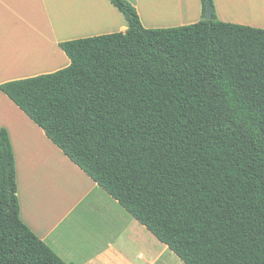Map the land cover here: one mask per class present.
<instances>
[{"label":"trees","instance_id":"obj_1","mask_svg":"<svg viewBox=\"0 0 264 264\" xmlns=\"http://www.w3.org/2000/svg\"><path fill=\"white\" fill-rule=\"evenodd\" d=\"M66 41L69 65L0 85L183 264H264V30L201 19ZM0 129V264H65L20 220Z\"/></svg>","mask_w":264,"mask_h":264},{"label":"crops","instance_id":"obj_2","mask_svg":"<svg viewBox=\"0 0 264 264\" xmlns=\"http://www.w3.org/2000/svg\"><path fill=\"white\" fill-rule=\"evenodd\" d=\"M126 1L145 29L201 19L200 0H192V7L189 0H179L173 21L168 15L152 17L140 0ZM212 2L218 21L264 30V0ZM95 3L106 15L103 25H110L103 34L78 33L79 5L84 9L89 0H0V85L66 68L62 42L127 30L108 1L91 0L92 10ZM2 128L14 158L19 218L65 264H157L170 253L0 92ZM149 245H159L160 252L149 251Z\"/></svg>","mask_w":264,"mask_h":264},{"label":"rangeland","instance_id":"obj_3","mask_svg":"<svg viewBox=\"0 0 264 264\" xmlns=\"http://www.w3.org/2000/svg\"><path fill=\"white\" fill-rule=\"evenodd\" d=\"M142 4H144L146 7H148L150 10V13H152V17L162 15H168L167 21H173L174 18L178 15V6H179V0H140ZM97 2V1H96ZM192 0H189V5L191 4L192 7ZM90 5L88 7H85L84 9L80 8L79 5V25L78 30L79 34H88V33H98L103 34L104 29H107L110 27V25H103L101 22V15H96L97 18L94 21H90V18L96 13V10L98 12H102L104 14V17L106 16L104 11H102L101 7H99L98 3H95L93 5V10L91 7V0H89ZM152 7V8H151ZM98 14V13H96ZM160 246L159 245H149L148 250H152L153 253L158 254L160 252ZM157 264H183L180 262L176 256H174L171 252L169 254L164 255L162 258H160L159 262Z\"/></svg>","mask_w":264,"mask_h":264},{"label":"water","instance_id":"obj_4","mask_svg":"<svg viewBox=\"0 0 264 264\" xmlns=\"http://www.w3.org/2000/svg\"><path fill=\"white\" fill-rule=\"evenodd\" d=\"M212 6L210 5V1L206 0L205 2V20L210 21L212 19Z\"/></svg>","mask_w":264,"mask_h":264},{"label":"bare ground","instance_id":"obj_5","mask_svg":"<svg viewBox=\"0 0 264 264\" xmlns=\"http://www.w3.org/2000/svg\"><path fill=\"white\" fill-rule=\"evenodd\" d=\"M230 4V3H229ZM238 4V3H237ZM240 7V6H239ZM238 7V8H239ZM237 10V9H236ZM238 10H240V8L238 9ZM96 13H98V14H96ZM96 13L90 18V21H94L96 18H97V16L96 15H101V17H103L104 16V14L102 13V12H98L97 10H96ZM106 17V16H105Z\"/></svg>","mask_w":264,"mask_h":264}]
</instances>
